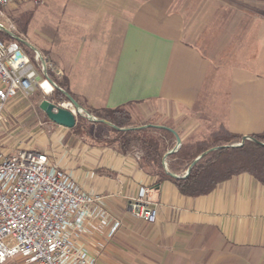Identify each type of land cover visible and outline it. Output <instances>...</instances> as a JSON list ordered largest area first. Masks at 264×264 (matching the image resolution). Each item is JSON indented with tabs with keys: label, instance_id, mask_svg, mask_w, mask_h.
I'll return each mask as SVG.
<instances>
[{
	"label": "crops",
	"instance_id": "crops-1",
	"mask_svg": "<svg viewBox=\"0 0 264 264\" xmlns=\"http://www.w3.org/2000/svg\"><path fill=\"white\" fill-rule=\"evenodd\" d=\"M57 1L53 20L33 36L28 21L16 36L83 108L162 119L181 142L264 132V0ZM41 129L39 151L80 192L101 197L103 219L86 221L74 239L95 264H264V185L251 175L187 197L169 181L152 187L134 153L115 144L88 141L46 116ZM141 190L156 209L152 223L128 207Z\"/></svg>",
	"mask_w": 264,
	"mask_h": 264
},
{
	"label": "built area",
	"instance_id": "built-area-1",
	"mask_svg": "<svg viewBox=\"0 0 264 264\" xmlns=\"http://www.w3.org/2000/svg\"><path fill=\"white\" fill-rule=\"evenodd\" d=\"M19 1L0 0V8ZM37 67L42 79L17 41L0 39V111L18 92L28 94L36 87L45 96L52 92L46 71H54L53 67L47 62ZM44 83L49 85L48 91ZM55 105L67 109L71 104ZM146 194L141 190L128 207L134 218L152 223L156 209L149 205ZM100 200V196L80 192L46 152L27 147L7 152L0 148V264L16 257L32 264H95L94 257L74 239L86 221L103 219L104 212L97 204ZM118 226L114 222L108 236Z\"/></svg>",
	"mask_w": 264,
	"mask_h": 264
},
{
	"label": "trees",
	"instance_id": "trees-1",
	"mask_svg": "<svg viewBox=\"0 0 264 264\" xmlns=\"http://www.w3.org/2000/svg\"><path fill=\"white\" fill-rule=\"evenodd\" d=\"M0 35L1 40H14L2 31ZM46 73L48 76L52 75L49 70ZM52 81L75 100L61 82ZM42 86L45 90L48 89L46 83ZM45 98L52 103L67 100L57 89H53ZM85 111L95 116L97 120L112 125V127L107 125L114 133V137L108 143L115 144L122 154L134 153L138 167L155 178L152 187L169 181L181 195L196 197L210 193L219 183L241 173L251 175L264 185V132L249 136L251 140H245L241 146H230L232 142H240L242 136L221 130L210 134L203 141L191 143L183 141L170 152L175 146V138L167 129L169 127L149 122L143 125L145 127H132L131 116L125 107ZM85 123L89 121L78 116L72 131L79 136L87 132ZM97 123L106 126L101 122ZM157 125L165 128L156 127ZM211 148L218 149L205 153L185 175L193 160Z\"/></svg>",
	"mask_w": 264,
	"mask_h": 264
},
{
	"label": "rangeland",
	"instance_id": "rangeland-1",
	"mask_svg": "<svg viewBox=\"0 0 264 264\" xmlns=\"http://www.w3.org/2000/svg\"><path fill=\"white\" fill-rule=\"evenodd\" d=\"M56 3H58L57 0H21L5 8H0V24L4 28L11 31L14 35H17V33L24 29L29 21L28 30L33 36L35 35L33 32L40 29L39 23L42 20H53V10H51V7H53ZM41 13H43L44 16H42ZM24 49L25 50H22L25 52L28 58L30 57V61L36 66L38 78L42 79L43 76L39 68L37 67L40 63L39 58H37V55L32 52L31 49ZM48 78L50 80H56L53 73L52 75H49ZM45 97V94L36 87L31 93L28 94L18 92L5 102L0 111V148L2 150L13 152L17 147H27L39 150V146L37 144V136L40 130H42V123L45 121V115L40 110L39 105L43 99H46ZM60 103L67 104L69 102L65 100ZM67 109H73V107L71 105H67ZM83 109L86 110L85 108ZM125 110L129 113L127 108H125ZM74 116L75 120L78 116L86 118L82 112L77 113L75 111ZM90 116L97 119L92 114H90ZM131 119L133 124L132 127H140L145 124L143 120H134L132 117ZM88 121L89 123H85L87 132L81 134V136H83L86 140L91 141L97 139L98 141L108 142L114 137V133L109 127H107V125L103 126L101 124H98L97 122L90 120ZM160 121L163 120L152 118L151 122L149 123L158 124ZM209 135L210 134L201 138L199 136L190 137L185 139L184 142L191 143L203 141ZM240 142H232L231 145H236ZM1 264L32 263H25L21 258L16 257L9 259Z\"/></svg>",
	"mask_w": 264,
	"mask_h": 264
},
{
	"label": "water",
	"instance_id": "water-1",
	"mask_svg": "<svg viewBox=\"0 0 264 264\" xmlns=\"http://www.w3.org/2000/svg\"><path fill=\"white\" fill-rule=\"evenodd\" d=\"M0 31L6 33L7 35H9L12 39H14L15 41H17L18 43L20 44H23V45H26L27 47H29L36 55L37 57L39 58L40 60V63H41V66L44 67L45 66V60L40 56V54L33 48L31 47L29 44H27L24 40H22L21 38H19L18 36L14 35L11 31H9L8 29L4 28L1 24H0ZM47 81L48 83L54 88V89H57L59 90L60 92H62L67 101L72 105L74 111H76L77 113H80L82 112L84 114V116L90 120V121H94V122H101L103 124H106L110 127H112V125H110L109 123L103 121V120H97L95 118H93L92 116H90V114L88 112H86L79 104L76 100H74L68 93H66L64 90H61L60 88H58L52 80H50L49 78H47ZM39 108L40 110L45 114V116L54 124H57L59 126H62V127H65V128H73L74 125H75V116L74 114L66 109V108H63V107H56V105L50 101H48L47 99H43L39 105ZM140 127H145V126H140ZM140 127H136V128H140ZM156 127H160V128H165L164 126H160V125H157ZM174 136L175 138V146L174 148L170 151H174L181 143V140L179 138V136L177 135V133L170 129V128H167ZM121 130V129H119ZM245 140H251V138H249V136L247 137H242L241 139V142L239 144H236V145H230V146H241L242 143L245 141ZM226 147V146H224ZM215 149H218V148H211L207 151H205L204 153L200 154L198 157H196L192 164L188 167L185 175L188 173L190 167L195 163L197 162L205 153L209 152V151H212V150H215ZM166 154L164 155L163 159L165 158Z\"/></svg>",
	"mask_w": 264,
	"mask_h": 264
},
{
	"label": "bare ground",
	"instance_id": "bare-ground-1",
	"mask_svg": "<svg viewBox=\"0 0 264 264\" xmlns=\"http://www.w3.org/2000/svg\"><path fill=\"white\" fill-rule=\"evenodd\" d=\"M47 84V83H46ZM47 86H48V89L46 90V91H48L49 90V85L47 84Z\"/></svg>",
	"mask_w": 264,
	"mask_h": 264
}]
</instances>
